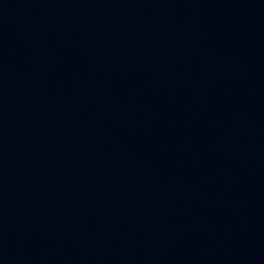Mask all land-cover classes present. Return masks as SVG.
<instances>
[{
    "label": "water",
    "instance_id": "1",
    "mask_svg": "<svg viewBox=\"0 0 264 264\" xmlns=\"http://www.w3.org/2000/svg\"><path fill=\"white\" fill-rule=\"evenodd\" d=\"M0 264H264V0H0Z\"/></svg>",
    "mask_w": 264,
    "mask_h": 264
}]
</instances>
